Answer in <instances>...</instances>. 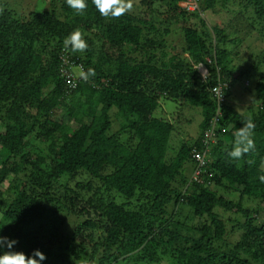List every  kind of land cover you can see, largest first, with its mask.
I'll list each match as a JSON object with an SVG mask.
<instances>
[{
  "label": "trees",
  "instance_id": "trees-1",
  "mask_svg": "<svg viewBox=\"0 0 264 264\" xmlns=\"http://www.w3.org/2000/svg\"><path fill=\"white\" fill-rule=\"evenodd\" d=\"M233 1L141 0L153 14L166 5L157 25L128 13L105 19L92 0L84 15L50 0V11L22 21L0 0V234L18 240L14 250H40L47 257L40 264H264L262 56L239 70L233 58L242 39L233 22L208 27L221 4L264 38V0H237V9L228 7ZM164 25L178 28L182 49L168 51ZM77 28L84 53L63 47ZM89 67L96 75L85 81L79 73ZM69 70L70 83L63 78ZM251 79L253 104L241 113L229 99L245 81L248 92ZM218 86L225 100L208 137ZM161 100L200 112L197 139L172 158L176 122L156 116ZM249 118L256 148L230 159ZM195 148L211 149L201 183L186 174ZM185 209L202 222L181 221ZM218 209L240 219L229 228ZM236 230L242 235L232 244Z\"/></svg>",
  "mask_w": 264,
  "mask_h": 264
},
{
  "label": "rangeland",
  "instance_id": "rangeland-1",
  "mask_svg": "<svg viewBox=\"0 0 264 264\" xmlns=\"http://www.w3.org/2000/svg\"><path fill=\"white\" fill-rule=\"evenodd\" d=\"M3 3L6 5L7 9L11 11L15 18L19 20H27L30 13L33 12H44V11H50V0H2ZM234 3H238L237 0L231 2L228 7L234 6V9H237V6H235ZM159 13L160 14H153L151 11H149L146 7H144L141 4V0H133V10L129 12V15L133 16H139L142 19H151L154 21L157 25L161 23V20H164V18L161 16L165 13L167 7L159 6ZM231 9V8H230ZM216 13L210 14V20L208 27L212 29L215 26H219V28H225L228 27V24L233 22V33H237L238 39H242V44H239L236 46L235 51L238 53V56L233 58L234 65H237L239 70L241 71H247L253 66V62L259 60L257 58L261 57V63L257 61V77L262 76L264 77V38L259 34V26H257V30L252 31V28L247 26V22L245 19H241V17L238 16L237 20H234V14L236 13H228L227 9L223 8L221 4H218L216 6ZM247 17L254 16L252 12L246 13ZM159 23V24H158ZM175 23V22H173ZM264 23V21H263ZM230 26V25H229ZM171 28V33L168 36V51L171 53L173 52L171 48H183V38L181 34H178V28L175 27V25H164L161 28L164 30L166 28ZM232 31H229V33ZM239 33V34H238ZM178 51V50H177ZM257 57V58H256ZM256 63V62H255ZM245 86L248 84L247 81L244 82ZM244 84H239L235 88L232 89V95L230 96V103L235 104V108L241 112V113H247L248 106L253 104V100H251V94L254 93V87L256 84V80L251 79L250 81V87L245 91L244 90ZM246 88V87H245ZM161 109L156 115L157 117L164 116L167 117L168 120L171 121V123L176 122V132L173 134L172 139L176 144L174 145V150L169 152L168 156L169 158H172L175 156L176 151L179 149L180 145L185 143L186 141L190 140H196L198 135V125L200 122V112L199 109H196L194 107H191L187 104L180 107V110H178V105H176L174 102L169 100H161ZM181 111L180 118H177L179 112ZM178 120V121H177ZM178 148V149H177ZM193 171L192 167H187V176L191 177ZM82 181V180H81ZM86 192V191H85ZM88 195V194H87ZM231 199L237 200L238 197L231 195L229 196ZM252 208H257L256 204L247 203ZM261 208L264 209V205L261 206ZM168 211H172V207H168ZM188 210L185 209L183 216L181 217V221H187L189 226H197L202 221L200 220H193L190 218V216L187 214ZM216 213L219 214V216L222 217V219L227 222L228 227H232V225L237 223V219H240L239 217L235 216L234 214H227L221 210H216ZM263 219L264 212L260 214ZM260 219V220H262ZM264 220V219H263ZM52 227V225H50ZM242 235V231L236 230V232L230 236L231 241L230 243L234 244L238 241L240 236ZM171 263V262H170ZM168 261H163L160 264H170ZM122 264V263H120Z\"/></svg>",
  "mask_w": 264,
  "mask_h": 264
},
{
  "label": "clouds",
  "instance_id": "clouds-1",
  "mask_svg": "<svg viewBox=\"0 0 264 264\" xmlns=\"http://www.w3.org/2000/svg\"><path fill=\"white\" fill-rule=\"evenodd\" d=\"M65 4L75 12L76 15H84L87 8V0H65ZM92 4L99 15L105 19H119L125 14L133 10V0H92ZM3 9H0L2 12ZM63 47L65 50H71V52L84 53L88 49V43L84 38V33L79 29H74L63 39ZM96 75L95 69L89 67L87 71L81 69L79 76L81 79L87 81L89 77ZM255 123L249 118L243 127L237 129L235 134V143L231 151L228 152L230 159L239 160L245 155L254 151L256 148L254 140ZM202 150L193 149L191 156L194 162V153H202ZM210 152L206 155L207 166L204 169L203 181L206 180L210 165ZM200 157L197 156V159ZM251 163V161H249ZM195 163V162H194ZM261 167H264V160L261 161ZM196 169L192 171L190 182L192 183V176ZM260 183H264V175L258 177ZM195 183V182H193ZM18 240L12 239L8 236L0 234V264H40V261H44L47 257L38 249L33 250L31 255H26L22 251L14 250L18 244ZM38 258V259H37Z\"/></svg>",
  "mask_w": 264,
  "mask_h": 264
},
{
  "label": "built area",
  "instance_id": "built-area-1",
  "mask_svg": "<svg viewBox=\"0 0 264 264\" xmlns=\"http://www.w3.org/2000/svg\"><path fill=\"white\" fill-rule=\"evenodd\" d=\"M189 10H194V6L193 5H190L188 7ZM202 73H204L202 70H201ZM66 77V79L68 80V83L71 82V78L73 77L71 74H70V70L67 71V72H64V75H63V78ZM213 94L215 95V97H217L218 99V112H217V116L215 117L214 121H213V126H212V130L208 133H210L208 135V137H210L212 135V132L216 129V126L217 124L219 123V120H220V109H221V106H222V103L224 102L225 100V97L222 93V88L220 86L216 87L213 89ZM209 149L207 148H203V151L202 153H198V152H195L194 153V162L196 164V169L193 173V176H192V181L193 182H203V174H204V169L206 168L207 166V159H206V155L209 153ZM197 156H199L200 158L197 159Z\"/></svg>",
  "mask_w": 264,
  "mask_h": 264
}]
</instances>
